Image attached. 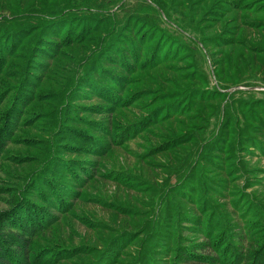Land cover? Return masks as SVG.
<instances>
[{
	"label": "rangeland",
	"instance_id": "rangeland-1",
	"mask_svg": "<svg viewBox=\"0 0 264 264\" xmlns=\"http://www.w3.org/2000/svg\"><path fill=\"white\" fill-rule=\"evenodd\" d=\"M213 258L264 264V0H0V259Z\"/></svg>",
	"mask_w": 264,
	"mask_h": 264
},
{
	"label": "trees",
	"instance_id": "trees-1",
	"mask_svg": "<svg viewBox=\"0 0 264 264\" xmlns=\"http://www.w3.org/2000/svg\"><path fill=\"white\" fill-rule=\"evenodd\" d=\"M102 109V108H101ZM198 221V220H197ZM28 247V246H27ZM200 258V257H199ZM199 258H197V259H199ZM192 261H194V259L193 260H191V262ZM0 263H2V264H6V263H8V262H6V261H4L3 259H0ZM187 263H189L188 261H187ZM196 263H199V261L198 262H196ZM207 263H209V264H223V263H221V261L218 259V258H213V261H211V263L210 262H207Z\"/></svg>",
	"mask_w": 264,
	"mask_h": 264
}]
</instances>
